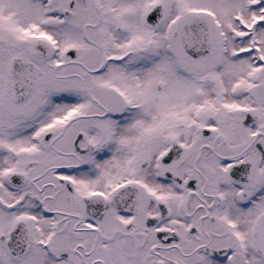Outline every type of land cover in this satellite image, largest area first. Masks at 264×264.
Masks as SVG:
<instances>
[{"label": "snow or ice", "instance_id": "6c2138e0", "mask_svg": "<svg viewBox=\"0 0 264 264\" xmlns=\"http://www.w3.org/2000/svg\"><path fill=\"white\" fill-rule=\"evenodd\" d=\"M0 264H264V0H0Z\"/></svg>", "mask_w": 264, "mask_h": 264}]
</instances>
